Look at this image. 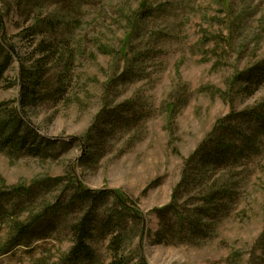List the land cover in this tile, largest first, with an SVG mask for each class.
<instances>
[{
  "label": "rangeland",
  "instance_id": "374dc122",
  "mask_svg": "<svg viewBox=\"0 0 264 264\" xmlns=\"http://www.w3.org/2000/svg\"><path fill=\"white\" fill-rule=\"evenodd\" d=\"M0 14L16 48L0 121L18 113L29 137L27 150L0 147V264H110L114 239L124 264H264V129L249 115L264 102V0H0ZM36 17L62 31L25 33ZM42 39L56 48L46 81L67 83L23 108L21 74ZM222 136L241 142L229 160L189 162ZM75 183L118 193L143 220ZM174 196L179 214L161 219ZM86 215L94 256L77 262L72 227Z\"/></svg>",
  "mask_w": 264,
  "mask_h": 264
},
{
  "label": "trees",
  "instance_id": "16d2710c",
  "mask_svg": "<svg viewBox=\"0 0 264 264\" xmlns=\"http://www.w3.org/2000/svg\"><path fill=\"white\" fill-rule=\"evenodd\" d=\"M57 11L62 12L64 10L62 7L60 8L58 6ZM16 12L19 16L23 14L24 12L23 3L18 4V6L16 7ZM32 20L34 23H32L30 27L24 30L25 33L31 32V34L34 33V35L37 36L39 32L40 34L42 33L43 35L46 34L45 32H48L52 34L53 36V35L59 34V30L62 31L61 30L62 26L60 25V23H55V19H50V21L49 20L41 21L40 19H38V17H36ZM16 26H18V23L16 24ZM38 27L41 29L37 30ZM46 27H48L47 31H44V30L40 31ZM3 28H4L3 17L0 14V30L1 31L5 30ZM3 34H4L3 36L0 35V83L2 82L4 75L7 72L12 62V59L14 58L13 56L15 55V50H16L15 45L9 42L4 32ZM54 49L56 50L55 42L52 44L51 41L49 42V39L47 40L42 39L34 46L33 50L39 56V59L36 60L35 64L30 69L28 68L29 70L25 68L23 70V73L21 74L22 82L20 85L22 89H21L20 103L23 108H25V106L29 104L30 102H36L38 100H46L49 98L56 100V99H60V97L63 96V91H64L63 89L67 83V82L66 83L64 82V79H65L64 75L61 74L57 78L56 81H53L55 82L54 84H56V86L54 87H51L49 81H46L45 79L48 73V67L51 65L52 60L56 58ZM66 53H67V49L66 51H64V54L62 57L63 60H65V57L67 56ZM68 56L70 57L69 59L72 60V56L71 55H68ZM60 61L62 60L60 59ZM64 62L66 63V61ZM69 63L70 62H68V64L65 66L66 69L68 68ZM254 68L255 69H251L247 73L248 74L247 78L249 79L248 81L254 80L255 78L254 76L260 74V72L258 71L259 66H256ZM66 79H67V76H66ZM249 115L252 118H254L257 123H259V125L261 126L259 130H263L264 129V102L261 108L259 109V111L258 110L252 111L250 112ZM23 128H24V123L22 121V118H21V121L18 119V113H17V119L16 118L8 119L6 122L0 121V147L3 150L7 149L11 151L27 150L26 148L27 139H29V137H27ZM20 132H22V135H20ZM226 139H227L226 136H222L220 138V141H218L217 145L212 144L211 146H207V147L204 146L203 149L200 148V150L196 152L195 156L191 157L189 162H192V163L196 162V159H198V156L202 157L203 159H210L216 163H218V161H221L222 159L229 160L227 158V156L230 154L229 151L234 149L232 148V146L238 147L240 141H237V143L235 144H229ZM209 141L213 142V141H216V139L213 137V138H210L208 142ZM243 141L244 142L248 141L247 137L244 138ZM185 177L186 176L184 174V179ZM75 186L77 190L82 194L83 197L85 196L91 199L93 202H95L98 198L105 197L108 194L112 195L115 197V202H117L124 210L130 212V215L133 220L135 221L143 220V215L141 214V212L134 208L130 209V207L127 205V202H128L127 199H124L118 193L95 192V191H89V190L84 191L81 185H76L75 183ZM178 191L179 190H176V192ZM221 192H223V194L225 195L226 193L228 194L230 191L228 188H225L223 191H220L219 193L221 194ZM220 194H218V192L216 191L210 196V198H208V200H210L209 206L214 204V200H216L215 198L223 197ZM2 196L3 194L0 193V216L2 214L1 213L2 212V208H1L2 207ZM156 212L160 216L161 219L163 218L162 217L163 213L170 214V215L171 214L178 215L179 211L176 206V196H174V199L168 206ZM180 221H182V223L180 224V228H183L185 224H186L185 226L188 227V222H184L183 219H181ZM27 224L28 225H21V224L16 225L18 233L14 237V239H11L14 242L12 243L11 241L9 246L15 245L16 247V246L22 245L21 241L19 240H22L25 237H27L28 234L30 233V229L33 227L31 223H27ZM189 224H190L189 228L190 229L193 228L194 231H196V229L199 230L200 228L198 223L194 225V223L191 222ZM92 228L93 227L91 225L90 219L88 218L87 215L83 217L81 220H79L77 223H75V225L72 227L74 244L71 247L68 253V256L73 258L74 261H77V262L89 261L93 258L94 256L93 249L91 248V245L88 242V240L93 236ZM116 240L117 239H114L111 242L110 248L113 251L112 252L113 257H112V262L110 264H124L123 258L119 256V250L121 249V247H117ZM9 246H7L5 250H7ZM140 261H141L140 264H146L143 258Z\"/></svg>",
  "mask_w": 264,
  "mask_h": 264
}]
</instances>
